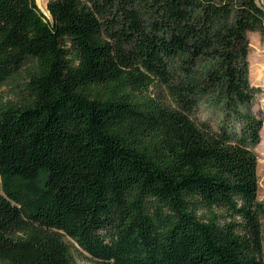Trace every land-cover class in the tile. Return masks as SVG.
<instances>
[{
	"label": "trees",
	"instance_id": "16d2710c",
	"mask_svg": "<svg viewBox=\"0 0 264 264\" xmlns=\"http://www.w3.org/2000/svg\"><path fill=\"white\" fill-rule=\"evenodd\" d=\"M46 12L0 0V88H20L0 102V264H79L84 253L264 264L247 36L264 9L47 0Z\"/></svg>",
	"mask_w": 264,
	"mask_h": 264
},
{
	"label": "rangeland",
	"instance_id": "374dc122",
	"mask_svg": "<svg viewBox=\"0 0 264 264\" xmlns=\"http://www.w3.org/2000/svg\"><path fill=\"white\" fill-rule=\"evenodd\" d=\"M42 5L39 8L46 12L47 0H41ZM255 2L264 9V0H255ZM249 39V79L253 86L259 88L257 99L253 106L255 111H260L263 118V126L260 132L261 140L255 148L257 155V180H258V199L264 204V28L247 33ZM178 64V63H176ZM174 72L185 76L184 71L176 67ZM199 70H191V76H197ZM16 82H10L0 88V102L16 101L20 97V88L15 85ZM153 96H166L164 88L158 85H153L150 88ZM262 234H263V252H264V218L262 219ZM67 241L71 240L67 238ZM79 264H98L94 259L90 258L85 253L83 255L75 254Z\"/></svg>",
	"mask_w": 264,
	"mask_h": 264
},
{
	"label": "bare ground",
	"instance_id": "6f19581e",
	"mask_svg": "<svg viewBox=\"0 0 264 264\" xmlns=\"http://www.w3.org/2000/svg\"><path fill=\"white\" fill-rule=\"evenodd\" d=\"M36 2H37V5H38V6H41V5H42L41 0H36Z\"/></svg>",
	"mask_w": 264,
	"mask_h": 264
}]
</instances>
